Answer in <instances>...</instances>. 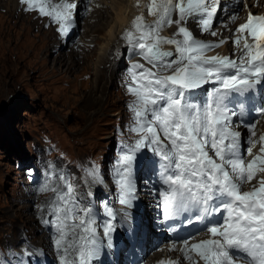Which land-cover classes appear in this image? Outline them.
I'll use <instances>...</instances> for the list:
<instances>
[{
    "label": "snow or ice",
    "instance_id": "6c2138e0",
    "mask_svg": "<svg viewBox=\"0 0 264 264\" xmlns=\"http://www.w3.org/2000/svg\"><path fill=\"white\" fill-rule=\"evenodd\" d=\"M20 2L26 11L49 17L61 34L67 35L74 26L77 4L71 0ZM237 2L243 4V0ZM219 8L220 0H146L145 12L153 19L146 20L141 12L125 29L127 44L151 67L134 62L128 68L130 82L126 87L133 97L128 105L133 120L130 130L139 138L125 146L115 183L119 202L130 205L135 199L132 166L136 153L150 150L156 158L152 163L160 183L156 195L163 218L187 214L189 224L206 222L203 230L208 238L190 243V234L181 240L182 258L190 264H198L193 254L203 264H264V134L257 138L255 123L246 124L241 119L243 102L234 103L264 83V15L249 11L244 23L228 29L238 51L235 59L207 55L227 40H198L186 24L194 19L201 32L210 31L215 37L218 32L211 29ZM237 18L238 12L228 17L233 24ZM172 25L176 32L163 36L162 30ZM223 26L227 28V24ZM255 111L264 116V106ZM239 127L249 132L243 150ZM257 143L259 150L253 154ZM49 175L57 177L54 172ZM88 175L102 182L95 166ZM58 180L61 183L57 186L45 183L38 189L53 194L46 205L38 207L48 211L49 218L43 223L54 230L53 244L60 264H93L105 243L108 248L113 246L115 214L104 205L107 219L101 240L92 208L81 206L69 177L60 173ZM216 214L219 220L209 219ZM170 250H176L175 242ZM158 264H179V260Z\"/></svg>",
    "mask_w": 264,
    "mask_h": 264
},
{
    "label": "rangeland",
    "instance_id": "374dc122",
    "mask_svg": "<svg viewBox=\"0 0 264 264\" xmlns=\"http://www.w3.org/2000/svg\"><path fill=\"white\" fill-rule=\"evenodd\" d=\"M96 1L88 0L83 4L82 0H71V2L79 3L76 13L79 16V27L78 30H69L67 35L61 34L58 31V25L53 23L49 17H41L37 11H26V5L22 4L20 0H18L19 8L16 13H10L7 7L8 1L4 4L3 1L0 2L1 243L16 244L26 231L31 234L38 245L43 244L45 239L44 234L40 231L38 221V215L43 214L44 210L38 206L44 204L43 202L46 201L50 192L40 193V196L37 197H34V194H32L34 196H30L25 187L24 170L20 168L23 166L19 165L38 157L47 162L56 163L53 165L72 166L74 169L72 182H76L78 187H81L84 172L91 169L94 164L92 160L97 157L107 160L112 154L111 150H114L113 145L116 142L113 133L116 132L114 127L118 118L123 123V127L117 133L123 134L124 130L128 134L133 132L130 130L133 124L132 112L128 107L133 97L128 93L126 87L129 83L128 68L133 63L126 61L128 59L126 51L129 46L122 50L120 64L117 66L121 76L118 77L116 71L112 83L108 85L105 96L109 95L112 99L106 108L108 112L103 118L94 119L91 116L94 109L101 110L103 101L96 105L90 103L94 105L93 107H89L85 103L88 100L93 102L95 96L96 98L100 96L99 92L90 95L93 88L94 65L99 60L98 47L102 43L101 39L92 44H86V50L81 49L82 52L90 49L91 56L88 57L89 59L86 58L84 65L75 73H61L52 77L48 72L49 69L46 71L44 68L42 69V65L52 67L53 58L60 49L59 44H69L65 47L67 51L73 46L78 50L75 43L84 34L92 33L87 29L89 13H93L95 8L109 10L107 5H94ZM245 1L250 0H243V4L236 2L235 12H238V18L234 29L245 19ZM115 2L119 4L122 0ZM231 8L233 9L234 6L232 5ZM22 15L23 18L29 16L32 23L26 19L17 21L22 19ZM99 15L103 21L100 12ZM96 16L97 13L94 14V17ZM36 18L41 19V22L38 23ZM97 21L100 20L98 18L91 20L93 24ZM221 24L223 26L227 23L218 19L215 25L220 26ZM222 30L225 33V27ZM223 32L221 31L222 34ZM103 34L105 31L97 32L99 37ZM211 36L206 34L201 37V40H209L212 38ZM229 36L231 35L228 32L226 37ZM90 38L88 37V39ZM54 42L59 45V48L49 56L47 61L46 57L50 52L46 47L49 45L51 47ZM135 58L136 61H139L141 56L137 53L133 60ZM108 75L110 77V73ZM259 128L260 134H264L261 131L264 129V123ZM258 137L259 135H257ZM134 141L135 138H128V145ZM259 147L258 143L253 149V151L255 150L253 154L258 152ZM113 158L112 156L110 161ZM77 163L87 166V169L78 170ZM79 175L83 177L79 178ZM90 177L92 178V176ZM52 186H57V184L54 183ZM247 188L248 185L245 186V190ZM50 243L53 244V242Z\"/></svg>",
    "mask_w": 264,
    "mask_h": 264
},
{
    "label": "bare ground",
    "instance_id": "6f19581e",
    "mask_svg": "<svg viewBox=\"0 0 264 264\" xmlns=\"http://www.w3.org/2000/svg\"><path fill=\"white\" fill-rule=\"evenodd\" d=\"M1 1H3V4L8 1L7 7H8V10L10 11V13H13V12L16 13V11H18V8H19L18 0H0V2ZM58 1L59 0H53V3H56ZM87 1L88 0H82V3L85 4ZM115 1L116 0H97L94 3V5H96V4L97 5L98 4L107 5L109 7V10L105 11V10H102L99 8L97 10V8L92 6L95 9H94L93 13H91V12L89 13L90 15L88 17V23H87V29L91 30L92 33L91 34H84L77 41V43H75V45L78 46L77 47L78 50H76L73 46L70 50L67 51V50H65V47L69 46V44H62V45L59 44L60 49H59V51L56 52V50L59 48V45L54 42V43H52L53 47L52 46L50 47V45L48 44L49 46L46 47V49L50 53L47 54V57H46L47 61H48L49 56L54 54V52H56V56L53 58L54 63H52L53 64L52 67L42 65V69L44 68L45 71L47 69H49L48 72L52 77L56 76L58 74H61V73L66 74V73L70 72L71 74H73L76 72L77 69L81 68L84 65L86 58L91 56L89 54L91 51L90 49H87L88 52L87 51L82 52L81 49L86 50V48H85L86 44H92V43L98 41V39L102 40V43L98 47L99 48V50H98L99 60L97 61V63H95L96 65H94V73H93L94 78L92 80V86H93L92 92L93 93L91 92V95H90V96H92V95H94V93L97 94L99 92L100 96H98L97 98L95 96V99L93 98V102H90V100L85 101V103L89 107L94 106V105H91L90 103H93L96 105V103L103 101V105H102L101 110L99 109V111H96L94 109V111L92 112L91 116H93L92 118H94V119L95 118H97V119L103 118L107 114L108 111L106 110V108L110 104V99H112V97L110 98L109 95L105 96V94L108 90V85L112 83L113 77L116 74V71H117V76L118 77L121 76L120 71L117 70V66L120 64V57H121L122 50L126 46H129L127 44L126 40L123 38L124 31L126 28H128L130 26L131 20L136 15L140 14L141 12H145L144 4L146 3V0H140V6L139 7H137V0H122V2L121 3L119 2V4H116ZM225 1H226L227 5H233L234 6L233 9L230 8L228 13H225V12L219 13V17L223 18L222 21L228 23V27L225 28L226 29L225 33L222 30V29H224V26H222V24L220 26L215 25V28L212 27L211 30L217 31L218 35L216 37L211 36L212 38H210L209 40H204V41H206V42H218L220 39H226L227 42L220 45V47H218V48H213L212 50L208 51L206 53L207 55L220 54V55H224V56H230V55H232V52L238 53L236 47L233 45V43L230 39V36L226 37L228 32L231 34V32L228 29H234V27L236 26L235 23L232 24L229 21L228 17L233 12H235V10H236L235 6H237L236 5L237 0H225ZM245 5H248V7L244 6L245 11H246V17H247V14L249 11H251L253 13L258 12V11H264V0H250V1H247ZM256 9H258V10L255 11ZM99 12L102 14L103 21H102V19H100ZM230 12H232V13H230ZM96 13H97V16L94 17V14H96ZM145 17H146V20H148V21H151L153 19V17L148 16L146 14V12H145ZM21 18L22 19L17 20V21H21V20L26 19L32 23V20L29 19V16L23 18V15H22ZM94 18H98V20H100V21H97L93 24V22H91V20ZM172 18H173V20H175L176 15L174 14ZM38 19L39 18H36L35 20H37L38 23H40L41 19L40 20H38ZM239 21H241V20H239ZM45 22H46V20L44 21V23ZM244 22H245V20L242 23H244ZM220 23H222V22H220ZM186 26L193 33V36L198 40H201L202 36H205L206 34H210V31L209 32H201L199 24L194 19H189ZM175 29H176L175 25L171 26V27H165L162 30L161 34L163 36L171 37L173 35ZM98 31L99 32L105 31V34H103L102 36L99 37V36H97ZM221 31L223 32V34L221 33ZM88 37H91V38L88 39ZM170 47H172V46H167V45L165 46V48H170ZM115 50L117 51L116 54H115ZM137 53H138V51L135 49L133 56H135V54H137ZM136 60L137 59L135 58L134 60L132 59L129 62H133V63L134 62H140L142 64H145L146 67H151V65H148L147 62L142 59V57L140 58L139 61H136ZM109 73H110V77L108 75ZM127 81H128V79H127ZM263 123H264V116L262 117V119L258 120V127H256V130H255L256 135H261L259 132L260 131L259 127ZM261 131L264 132V129L263 130L261 129ZM257 145H258V143H257ZM253 183H255V182H253ZM206 235H208V234L204 233L200 237L203 238ZM198 239L190 241V243L195 242ZM172 254H173V252L167 251L166 247H162V251L153 252L152 255L147 258V262L158 264V262L161 260L167 261L168 258L173 257V256H171ZM193 256L195 259H197L198 264H203V261H199L198 258L195 257L194 254H193ZM180 264H190V262L189 261L183 262L181 260Z\"/></svg>",
    "mask_w": 264,
    "mask_h": 264
}]
</instances>
